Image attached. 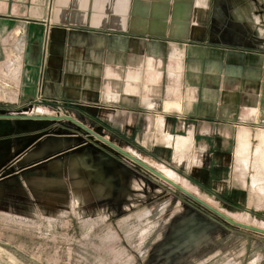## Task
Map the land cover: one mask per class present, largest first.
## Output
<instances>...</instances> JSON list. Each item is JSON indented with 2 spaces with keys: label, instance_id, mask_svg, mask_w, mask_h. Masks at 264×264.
<instances>
[{
  "label": "rangeland",
  "instance_id": "1",
  "mask_svg": "<svg viewBox=\"0 0 264 264\" xmlns=\"http://www.w3.org/2000/svg\"><path fill=\"white\" fill-rule=\"evenodd\" d=\"M245 1L264 38V0ZM258 41L247 49L264 55ZM63 114L164 177L172 172V183L230 220L264 230L256 154L264 130L256 138L252 129L245 166L211 134L167 135L144 111L117 118L71 106ZM181 137L189 139L182 151ZM0 264H264V235L228 223L79 125L45 120L31 131L0 130Z\"/></svg>",
  "mask_w": 264,
  "mask_h": 264
},
{
  "label": "crops",
  "instance_id": "2",
  "mask_svg": "<svg viewBox=\"0 0 264 264\" xmlns=\"http://www.w3.org/2000/svg\"><path fill=\"white\" fill-rule=\"evenodd\" d=\"M214 1L0 0V67L8 34L19 30L25 44L21 76L0 90V108L70 118L71 106L117 118L144 111L167 135L211 134L235 154L246 133L252 148V129L256 138L264 130V55L237 47L228 31L238 10V26L252 25L248 5L225 23ZM43 122L0 119V130ZM188 141L178 138L176 148Z\"/></svg>",
  "mask_w": 264,
  "mask_h": 264
},
{
  "label": "flooded vegetation",
  "instance_id": "3",
  "mask_svg": "<svg viewBox=\"0 0 264 264\" xmlns=\"http://www.w3.org/2000/svg\"><path fill=\"white\" fill-rule=\"evenodd\" d=\"M214 2H216V6L218 9L217 12L220 14L221 20L225 21V23L231 22V17H232L231 13L232 12L235 13L234 10L240 9V7H244V6L248 5V1H246L244 3L241 0H215ZM230 3H233V4H230ZM233 6H235V8H233ZM236 14L235 15H236L237 20H235V19L233 20L236 22L232 21L231 24L229 25V29H228V31L230 30V32H233L234 35L235 34L238 35L237 40L235 42L233 41V43H235V45L237 47L246 46V48L254 47V43L255 44L262 43V42L258 41V39H264V38H261V35H259L260 33L255 30L256 29L255 27L259 26L260 23L251 21L252 25L249 23H243L242 26L239 27L237 24L239 22V20L241 19V16L239 14V10L236 12ZM226 31H227L226 29H223V31L221 33L225 35ZM86 164H87V162H86ZM91 166H92V168H91ZM88 167L90 169H94L93 164H91V165L88 164ZM95 173H97L98 176L103 177V174H101V172H95Z\"/></svg>",
  "mask_w": 264,
  "mask_h": 264
},
{
  "label": "water",
  "instance_id": "4",
  "mask_svg": "<svg viewBox=\"0 0 264 264\" xmlns=\"http://www.w3.org/2000/svg\"><path fill=\"white\" fill-rule=\"evenodd\" d=\"M44 119V120H51V121H60V120H68L73 122L74 124L79 125L80 127H82L83 129H85L88 133L94 135L99 141H101L102 143L106 144L107 146L111 147L112 149L116 150L117 152L125 155L126 157H128L129 159H131L132 161H134L135 163H137L138 165L142 166L143 168H145L146 170L150 171L151 173H153L155 176L159 177L160 179H162L163 181L173 185L176 189H178L181 193H183L184 195L188 196L189 198H191L192 200H194L195 202H197L198 204L202 205L203 207L207 208L208 210L212 211L213 213H215L216 215H218L219 217H221L222 219H224L225 221H227L228 223L234 225V226H238L240 228L255 232V233H259V234H263L264 235V230L256 228V227H252V226H248V225H244V224H240L237 222H234L232 220H230L229 218H227L226 216H224L222 213H220L219 211L215 210L214 208H212L211 206H209L208 204H206L205 202L201 201L200 199H198L197 197H195L194 195L190 194L189 192H187L185 189H183L182 187L172 183L169 179L165 178L162 174L158 173L157 171H155L154 169L146 166L145 164H143L141 161H139L138 159L132 157L131 155L125 153L124 151L120 150L119 148H117L116 146H114L113 144H111L110 142L106 141L105 139L99 137L98 135L94 134L92 131L88 130L87 128H85L84 126H82L81 124L77 123L75 120H73L72 118L68 117V116H62V117H31L29 115H0V119Z\"/></svg>",
  "mask_w": 264,
  "mask_h": 264
},
{
  "label": "built area",
  "instance_id": "5",
  "mask_svg": "<svg viewBox=\"0 0 264 264\" xmlns=\"http://www.w3.org/2000/svg\"><path fill=\"white\" fill-rule=\"evenodd\" d=\"M18 36H21L19 30L15 33L8 34L5 38L3 47L4 58L0 67L1 90L11 89L20 78L22 52L23 50L25 51V45L21 42L17 43L14 37Z\"/></svg>",
  "mask_w": 264,
  "mask_h": 264
},
{
  "label": "bare ground",
  "instance_id": "6",
  "mask_svg": "<svg viewBox=\"0 0 264 264\" xmlns=\"http://www.w3.org/2000/svg\"><path fill=\"white\" fill-rule=\"evenodd\" d=\"M241 134L242 135H240L238 139V148L235 153V158L238 162H242L246 166L250 154V142L248 140V136L245 133H241ZM259 141H260V145L256 150V154L259 155V158L261 159V160L259 159L260 165L264 169V149L262 150V148L264 147V133H261L259 135ZM35 154L37 155L38 152ZM165 178L169 180L172 179L173 178L172 172H168Z\"/></svg>",
  "mask_w": 264,
  "mask_h": 264
}]
</instances>
